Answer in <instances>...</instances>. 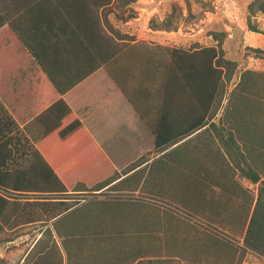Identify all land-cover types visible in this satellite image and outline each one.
Instances as JSON below:
<instances>
[{
  "label": "trees",
  "instance_id": "trees-1",
  "mask_svg": "<svg viewBox=\"0 0 264 264\" xmlns=\"http://www.w3.org/2000/svg\"><path fill=\"white\" fill-rule=\"evenodd\" d=\"M113 1L0 0V61H6L1 55L8 50H24L58 94L33 119L42 131L34 143L20 126L22 113H12L0 99V233L6 226L68 218L72 208L80 204H70L63 197L69 189L97 192L120 178L114 175L117 168L63 98L102 71L150 131L154 151L163 152L192 137L190 149L198 150V155L186 158V162L193 161L192 168L198 163L199 170L194 173L199 178H193L191 194L188 181L182 188L191 197L217 212L213 193L237 195V191H246L234 177L259 183L244 245L264 255V74L250 70L242 73L217 123L216 101L238 67L237 62L225 58L222 39H217V46L190 49L131 44V40L110 34L102 24L101 10ZM257 14L264 17V0H253L247 6V27L253 32H259L252 23ZM247 50L264 59V50ZM203 148L204 157H200ZM93 156H102L109 163V176L91 183L81 178L67 186L64 176ZM162 159L159 161L164 164ZM159 167L158 173L163 175L160 170L164 166ZM207 181L210 197L204 192L206 188L200 187ZM29 194L45 196V200L13 198ZM82 229L73 226L68 235ZM102 230L98 235L103 238L98 242L105 246L107 238L113 236ZM82 233L79 240L87 246L86 232ZM31 264L62 261L49 251L39 253Z\"/></svg>",
  "mask_w": 264,
  "mask_h": 264
},
{
  "label": "rangeland",
  "instance_id": "rangeland-1",
  "mask_svg": "<svg viewBox=\"0 0 264 264\" xmlns=\"http://www.w3.org/2000/svg\"><path fill=\"white\" fill-rule=\"evenodd\" d=\"M251 1L115 0L101 17L110 34L138 41L151 49L159 44L183 49L217 46V39H222L225 58L237 62L238 67L216 101L214 121L218 123L242 73L250 70L264 74V59L247 50L249 47L264 50V17L257 14L252 18L259 32L247 27V6ZM136 16L140 19H133ZM129 20L134 22L128 23ZM153 25L161 30L152 29ZM221 33L226 36L222 38ZM8 52L7 56L1 55L3 59L9 58ZM31 127L29 124L23 130L34 143L40 131ZM116 127L119 130V125ZM145 130L148 142L143 152L125 146L121 147V154L117 152L111 159L118 180L97 192L69 189L63 197L70 204L75 201L80 204L72 208L68 218L6 226L0 233V264H31L39 253L49 251L62 264H264V255L244 245L259 183L253 184L240 175L234 177L245 193H213L216 199L213 205L219 206L215 212L216 208L203 205L180 187L179 180L190 181L185 177L189 174L186 169L189 163L173 164V171H167L169 159H166L165 168L160 170L164 174L154 171L151 155L147 153L152 148L149 142L152 135ZM204 153L203 148L199 156ZM193 155L197 156L190 157ZM147 160L149 164L145 166L143 162ZM81 163L64 176L67 186L81 178L91 183L109 176L112 170L102 156ZM135 165L138 166L135 174L121 177ZM206 193L211 196L210 190ZM43 197L29 194L13 198L40 201L45 200ZM73 226L83 229L69 236ZM101 229L113 236L107 238L105 246L98 242L103 236L98 235ZM82 231L86 232L87 246L79 240Z\"/></svg>",
  "mask_w": 264,
  "mask_h": 264
},
{
  "label": "crops",
  "instance_id": "crops-1",
  "mask_svg": "<svg viewBox=\"0 0 264 264\" xmlns=\"http://www.w3.org/2000/svg\"><path fill=\"white\" fill-rule=\"evenodd\" d=\"M137 2H140V0H137ZM102 12L103 10H101ZM140 16H136L137 18L133 19H140ZM131 22L134 21H128V23ZM154 30L161 29L157 28ZM136 43L138 41L131 42V44ZM159 46L167 47L166 44H159ZM169 47L179 46L173 45ZM8 55L9 58L6 61H0V99L12 113H22L20 126L24 129L29 124L33 125L31 128L40 131L37 134L39 138L42 133L41 127L34 123L33 119L51 105L58 98V94L24 50H14L13 53L10 51ZM63 98L112 163L111 159H113V156L117 152L122 153L123 149L121 147L128 146L133 151L139 150V153L144 151V144L148 142V137L145 136L147 127L106 73L102 71L96 72L65 94ZM117 125L120 127L119 130L116 127ZM191 138H186L163 152H156L153 150V136L150 138L149 135V142L152 148L147 153L151 155L152 164H157L161 157H163V163L166 159H169L167 160L166 170L170 171L172 169L170 166H173V164L186 163V158L189 159L192 154L196 155L198 153V150L190 149L191 141L189 140ZM192 162H189V166L186 168L189 174L185 175V177L190 178L187 183L190 194L192 193L193 178H199L194 173L199 170L197 168L198 163L192 168ZM143 164L146 166L149 161L147 160ZM159 165L165 168V165L160 163V161ZM159 165L153 166L154 171H157V173L160 168ZM137 168L138 166L135 165L127 174H123L121 177L126 176L124 178H127L135 174L138 171ZM179 185L182 188L186 187L184 181L179 180ZM208 185L209 182L207 181L200 184V187L206 188L204 191L206 192L209 190L207 188Z\"/></svg>",
  "mask_w": 264,
  "mask_h": 264
}]
</instances>
